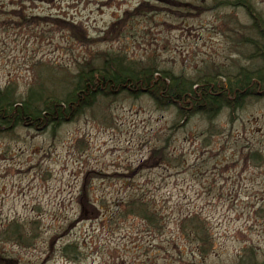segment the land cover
<instances>
[{"label": "rangeland", "instance_id": "374dc122", "mask_svg": "<svg viewBox=\"0 0 264 264\" xmlns=\"http://www.w3.org/2000/svg\"><path fill=\"white\" fill-rule=\"evenodd\" d=\"M235 1L0 0V91L47 92L102 53L193 79L257 67L243 43L257 24ZM242 3L264 20V0ZM154 101L103 94L55 128L0 135V264H264V96L212 129L175 128L178 110ZM136 196L158 229L128 209ZM191 218L208 228L203 255Z\"/></svg>", "mask_w": 264, "mask_h": 264}, {"label": "trees", "instance_id": "16d2710c", "mask_svg": "<svg viewBox=\"0 0 264 264\" xmlns=\"http://www.w3.org/2000/svg\"><path fill=\"white\" fill-rule=\"evenodd\" d=\"M224 4L242 5L257 24L260 38H247L243 42L246 49L251 50L247 58L254 63L260 61L257 67H242L237 73L217 71L193 79L160 69L156 64L134 68L126 62V58L117 53H102L96 57L100 62L94 59L80 63L71 81L57 79L54 87L47 92L30 89L26 97L20 98L12 87L0 91V135L14 134L21 127L55 128L83 112L96 101L97 96L103 94L115 97L128 93L136 99L142 94L151 95L158 109L174 107L178 110L179 121L175 123V128H183L193 117L201 116L210 121L212 129L211 121L224 109H228L233 118L250 97L264 96V20L258 12L254 13L250 6L244 5L242 0H236L234 4ZM1 5L0 11L5 7ZM33 19L58 22L47 18H30ZM48 79L51 81V75ZM181 121L186 125H180ZM208 137H214V134ZM161 159L167 160V156L163 151L154 150L150 160ZM127 205L129 210L135 211V217L158 229L159 217L154 201L148 202L144 196H136ZM187 226L192 228L195 241L200 244L199 251L202 255L205 254L211 245L206 223L191 218L184 221L183 229Z\"/></svg>", "mask_w": 264, "mask_h": 264}]
</instances>
